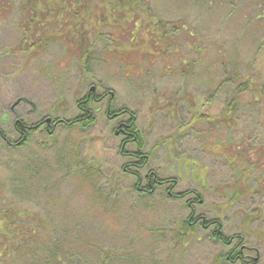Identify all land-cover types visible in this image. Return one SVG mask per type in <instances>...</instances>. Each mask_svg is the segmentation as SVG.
Instances as JSON below:
<instances>
[{"label": "rangeland", "instance_id": "rangeland-1", "mask_svg": "<svg viewBox=\"0 0 264 264\" xmlns=\"http://www.w3.org/2000/svg\"><path fill=\"white\" fill-rule=\"evenodd\" d=\"M22 1L0 0V210L25 233L5 264H231L219 256L237 243L264 264V0H98L84 27L50 19L35 37ZM246 78L254 91L231 108ZM92 88L94 124L9 146L16 120H74ZM111 95L150 156L140 186L154 172L168 193L144 195L125 171Z\"/></svg>", "mask_w": 264, "mask_h": 264}, {"label": "trees", "instance_id": "trees-1", "mask_svg": "<svg viewBox=\"0 0 264 264\" xmlns=\"http://www.w3.org/2000/svg\"><path fill=\"white\" fill-rule=\"evenodd\" d=\"M104 2L102 6H105L107 8V2L111 3H118V5L122 6H131V10H135L136 7L140 4L138 2H144V0H103ZM98 0H72V2L66 0H45L44 2L42 0H23L22 6H24V9L22 10V18L24 19V22H29V27L31 30H26L25 35H31L34 31H38V28H33V25H40L41 23L50 22V19L55 21L56 26H61L65 29V25L68 23L71 24V22H74L75 27H84V18L82 19V12H87L88 9L96 8V5H98ZM138 4V5H136ZM100 7V11L102 8ZM87 14V13H86ZM85 14V15H86ZM86 17L87 19L89 18ZM79 16H81L79 18ZM111 17H107L104 20H96V23H102L107 24L109 22V19ZM70 19V20H68ZM83 20V21H82ZM99 20V21H98ZM27 38V37H26ZM232 82V78L229 80ZM254 91L253 89V81L249 79H245L244 83L241 84L240 87L237 89V97L233 99V102L230 103V107L232 108L235 101H238V98L240 94L247 91ZM263 91V90H262ZM260 92L258 95H262L263 92ZM256 92V91H255ZM94 103H98L97 98L95 97L94 93L91 91L78 102V109H79V117H77L74 120H68L64 124L67 126H73L76 124H81L83 127H86L90 124H94L96 121L93 117V108L91 107ZM114 98H111L109 100V106L107 109V116L113 121H117V128L116 133L120 134L121 137H123L122 141V147H120V153L126 157L127 159L131 160L130 163H127L124 166L125 171L136 179V189L137 191L142 192L145 194L153 193L156 189L164 188L167 191V193L175 187V181H169L159 178V176L154 172H149L147 176H145L143 179L145 182V186L141 187V175L140 171L144 169L148 163L150 156L144 155L143 151L145 149V144L142 139L140 131L136 128V121L135 116L122 106V108L118 109L114 106ZM130 112V113H129ZM125 117L126 120L121 121L120 118ZM201 119H207V117L201 116ZM20 126V123L18 124ZM19 128V127H18ZM34 129H31V132ZM27 139L29 138L30 133L26 134ZM26 143V142H25ZM25 145V144H23ZM21 145V146H23ZM133 145L135 147V150H129L128 147ZM131 151V152H130ZM170 194V193H169ZM190 193H183V194H177L172 195L176 196L180 199L185 198L184 196H189ZM195 199V198H194ZM193 200V199H192ZM196 201L198 199H195ZM194 202V201H193ZM190 202H188V206ZM5 213V214H4ZM194 215V213H192ZM21 216L17 213L15 208L7 209V211H1L0 210V264H5L7 262V258H9L12 254V251L16 252L20 249V246L14 245L13 242L15 238H18L21 236V234L24 233V231L20 232L15 229H17L18 225L16 223V220L18 217ZM192 217V216H191ZM190 217V218H191ZM206 223H203L204 227L206 226ZM216 231H213L214 236H216L218 239H220L226 246L231 247L233 241L230 242V240L221 238V226L216 223ZM33 228H29L27 235H30V232H32ZM15 230V231H13ZM25 234V233H24ZM239 240V239H237ZM239 243H237L235 246H233L231 249H229L228 253L225 255H220L219 258L221 260L229 261L231 264H249L248 258L243 255L242 252L239 251ZM4 254V255H3ZM69 260V259H68ZM258 264V263H254Z\"/></svg>", "mask_w": 264, "mask_h": 264}, {"label": "flooded vegetation", "instance_id": "flooded-vegetation-1", "mask_svg": "<svg viewBox=\"0 0 264 264\" xmlns=\"http://www.w3.org/2000/svg\"><path fill=\"white\" fill-rule=\"evenodd\" d=\"M45 24H47V22H45ZM45 24L44 23H41L40 25H33V28L35 27V28H38V31H34L33 33H31V35H33L34 37L35 36H37L38 35V33H39V31H41L42 29H44V27H45ZM48 25V24H47ZM46 25V26H47ZM45 29H46V31H47V29H48V27H45ZM29 30H31L30 28H29ZM63 30H65L64 28H63ZM33 49L35 48V45H32L31 46ZM91 92L92 93H94V95H95V97L97 98V101L99 102V101H101V99H98V97H97V95H96V91L94 90V91H92L91 90ZM106 96V95H105ZM111 98H113V96L111 97ZM110 98V99H111ZM20 101H21V99H19L18 100V103L17 104H21L20 103ZM109 105V104H108ZM76 119V118H75ZM20 123V126L18 125ZM58 124H64L63 123V121H61V120H59V119H51V118H45V119H43L41 122H39V123H35L34 125H33V127H31V126H26L27 124L24 122V121H15V124H14V129H15V132H16V134L17 135H19L20 137H19V139L15 142V144L14 145H9V146H11V147H17V148H22L24 145L23 144H25L26 145V143L29 141V138L27 139V135L26 134H28V133H30V135H31V129H34L33 131H32V133H34V132H37V131H39V130H41V128L43 127V129H44V131L45 132H47L48 134H50L51 135V130L52 129H55L56 127H57V125ZM19 127V128H18ZM116 134H118V133H116ZM29 135V136H30ZM120 135V134H119ZM120 138H122V140H121V145H120V147H122V141H123V137H121L120 136ZM26 142V143H25ZM21 145H23V146H21ZM19 146V147H18ZM193 213L195 214V211H193Z\"/></svg>", "mask_w": 264, "mask_h": 264}, {"label": "water", "instance_id": "water-1", "mask_svg": "<svg viewBox=\"0 0 264 264\" xmlns=\"http://www.w3.org/2000/svg\"><path fill=\"white\" fill-rule=\"evenodd\" d=\"M92 91H94V89H92Z\"/></svg>", "mask_w": 264, "mask_h": 264}]
</instances>
